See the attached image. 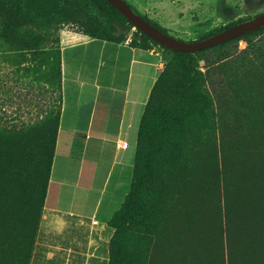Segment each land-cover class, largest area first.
<instances>
[{
	"label": "rangeland",
	"instance_id": "374dc122",
	"mask_svg": "<svg viewBox=\"0 0 264 264\" xmlns=\"http://www.w3.org/2000/svg\"><path fill=\"white\" fill-rule=\"evenodd\" d=\"M126 1L184 41L200 40L264 12V0ZM87 2L70 0L68 8L59 6L61 0H33L26 7L30 23L19 32L18 43H5L0 26V157L4 162L20 161L17 166L26 171L19 181L0 179L2 239L6 233L12 237V252L0 241V264L31 261L46 204L40 180L48 174V158L38 149L35 132H42L47 114L56 115L61 109L62 46L90 37L96 28L100 35L111 32L129 43L140 38L135 27L111 22ZM79 6L81 15L76 13ZM34 7L40 10L35 13ZM153 45L162 55L166 84L148 110V118L156 121L162 108H186L173 91L186 58ZM193 58L199 74L197 90L209 96L210 107L170 123L156 148L147 141L135 145L138 123L129 137H121L128 144V150L118 155L124 172L120 174L121 166L116 165L110 181V185L119 182L115 195L119 208L132 176L143 175L146 156L153 168L140 189V207L129 214L121 235L109 247L108 264L120 260L123 264H264V31L203 50ZM105 79L101 74L99 85ZM76 135L61 138L55 179L65 175L66 150L73 146L79 154L85 138ZM99 145L93 138V151ZM111 154L104 155L101 178ZM48 187L49 183L46 197Z\"/></svg>",
	"mask_w": 264,
	"mask_h": 264
},
{
	"label": "crops",
	"instance_id": "0c3cea01",
	"mask_svg": "<svg viewBox=\"0 0 264 264\" xmlns=\"http://www.w3.org/2000/svg\"><path fill=\"white\" fill-rule=\"evenodd\" d=\"M60 54V120L46 204L29 264H107L114 233L109 221L120 204L115 198L119 182L110 185V181L116 165L123 174L118 155L128 150L121 137H129L137 123L138 133L163 59L154 45L141 49L129 41L86 36L63 45ZM101 74L106 79L99 85ZM121 80L123 85L118 83ZM78 132L87 135H76ZM65 134L84 137L85 141L79 154L73 146L66 150L65 175L55 179ZM93 138L100 144L94 151ZM108 152H112V161L101 178Z\"/></svg>",
	"mask_w": 264,
	"mask_h": 264
},
{
	"label": "trees",
	"instance_id": "16d2710c",
	"mask_svg": "<svg viewBox=\"0 0 264 264\" xmlns=\"http://www.w3.org/2000/svg\"><path fill=\"white\" fill-rule=\"evenodd\" d=\"M61 1L62 3H59L60 7L65 6L69 8L70 0H61ZM29 3H33V0H0L1 38L3 39L5 43L13 44V43L21 42V39L19 37V32L22 31V29H24L30 23V19H31V15L28 16V14H26V9H27L26 7L29 6ZM87 3L89 5V2H87L86 0V4ZM90 5H91V8H93L94 10L98 12H101L103 16H106L108 20L110 21L112 20L111 22L124 23V24H128V26L131 28L134 27L106 0H90ZM130 6L133 8V10L136 13L140 14L131 4ZM79 8L80 9H78V11L76 12L77 15L83 14V10L81 9L83 7L79 6ZM39 10L40 8L34 7L35 13L38 12ZM28 18L29 20H26ZM144 18L148 20L152 25L160 29L161 31L167 33L163 28H161L155 22L151 21L145 16ZM89 20H92V18H89ZM242 21H245V20L234 22L221 30L209 33L204 38L212 36ZM136 30L140 38L138 42H136L135 40L131 41L130 42L131 46L141 48V49H147L153 44L158 45L155 41H153L148 36H146L144 33H142L139 29H136ZM262 31H264V27L254 32H250L248 34L240 36L238 38L245 37V36L258 33V32H262ZM88 35L91 38H95L99 40H106V41H112V42H122L123 41L122 36H114L111 32H106L104 35L98 34V28H96V32L90 31ZM233 40H230L223 44H227ZM223 44H220V45H223ZM163 48L175 55H178L180 57L183 56L186 58V61L183 63V66H182V76L180 79L176 81V83L173 86L174 93L182 101L186 103V108H184L182 111H178V110L170 111L167 108H162L161 114L158 120L154 121L152 118L151 119L148 118L149 108H151L154 105L156 98H158V96H160L163 93L164 86L166 85L164 73L163 71H161L159 77L155 81L150 91V95L147 100L145 110H144V113L140 121L138 133H137V143H136L137 147L140 146L142 141H147L150 146H152L153 148H156L157 146H159V143H158L159 139L162 137L163 132L168 128L170 123L172 122L178 123L179 121L191 115H194L196 113H203L211 105V100L209 96L197 90V87H196L199 74L193 65L194 64L193 57H194V54L199 53L203 50L197 51L194 53H180V52L169 50L165 47ZM58 82H59V89L61 91V55L59 59ZM60 113H61V109L56 115H53L51 113L47 114L45 119L42 121V125H41L42 132H39V131L35 132L36 137L39 140L38 149L40 150L42 149L48 158L47 159L48 160L47 178L40 180L41 182L40 185H42L40 187L44 189V192L42 194V200L46 198L45 189L49 183V177H50L53 157L55 153ZM137 161H138V155L136 154L134 157V162H137ZM18 164H20V161L4 162V159L0 157V179L1 181H10V179L11 178L13 179L14 177L16 178V180L19 181L20 178H24V176L26 175V171L24 168L18 167L17 166ZM152 168H153V164L151 162V159L149 158V156H146L145 165L143 168V172H144L143 175H136L133 173L134 175L132 176V179H131L129 192L127 193L125 200L120 206V208L113 214L111 220L109 221V224L114 229L113 236L109 242V247H111V243H113L114 240L121 235V226L124 222H126V220L129 217V214L132 213L134 209L137 210L140 207V201H139L138 195L140 193L141 187L144 185L145 178L149 177V175L151 174ZM13 170L15 171V174H13ZM2 231H3V228L0 225V241L2 242V245H3L2 240H4L5 242L4 245L7 244V247H9L10 252H12L11 251L12 249V239L11 238L12 237L10 238L11 234L9 233L7 235L6 233L5 238L2 239L3 238ZM109 255H110V250H109ZM113 264H123V263L120 260L119 262H114Z\"/></svg>",
	"mask_w": 264,
	"mask_h": 264
},
{
	"label": "water",
	"instance_id": "95a60500",
	"mask_svg": "<svg viewBox=\"0 0 264 264\" xmlns=\"http://www.w3.org/2000/svg\"><path fill=\"white\" fill-rule=\"evenodd\" d=\"M136 29L155 41L158 45L180 53H194L205 50L264 27V12L245 21L230 26L212 36L197 40L184 41L165 33L152 25L143 15L136 13L126 0H106Z\"/></svg>",
	"mask_w": 264,
	"mask_h": 264
},
{
	"label": "built area",
	"instance_id": "2783aa9c",
	"mask_svg": "<svg viewBox=\"0 0 264 264\" xmlns=\"http://www.w3.org/2000/svg\"><path fill=\"white\" fill-rule=\"evenodd\" d=\"M126 146V144H124V147Z\"/></svg>",
	"mask_w": 264,
	"mask_h": 264
}]
</instances>
